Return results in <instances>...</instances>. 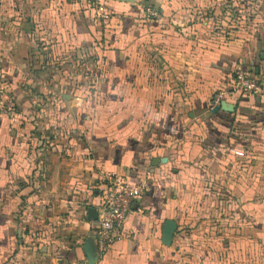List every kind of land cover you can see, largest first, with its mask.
Masks as SVG:
<instances>
[{
    "label": "crops",
    "instance_id": "obj_1",
    "mask_svg": "<svg viewBox=\"0 0 264 264\" xmlns=\"http://www.w3.org/2000/svg\"><path fill=\"white\" fill-rule=\"evenodd\" d=\"M99 1L0 0V264H264V85L212 111L236 62L264 84V21L226 40L185 0ZM112 180L143 191L90 263Z\"/></svg>",
    "mask_w": 264,
    "mask_h": 264
},
{
    "label": "built area",
    "instance_id": "obj_2",
    "mask_svg": "<svg viewBox=\"0 0 264 264\" xmlns=\"http://www.w3.org/2000/svg\"><path fill=\"white\" fill-rule=\"evenodd\" d=\"M86 6L95 8L102 18H107L109 12L99 0H77ZM145 16L159 20L160 12L149 5L143 4ZM4 73L0 70V89ZM263 80L248 75L244 67L239 64L232 74L229 88L219 90L213 97V104L218 105L227 93L238 92L241 94H258L263 87ZM142 185H130L126 181L112 180L96 205V219L90 221V228L94 238L97 259H101L109 250L111 243L123 236L125 220L132 208L134 200L142 193Z\"/></svg>",
    "mask_w": 264,
    "mask_h": 264
},
{
    "label": "rangeland",
    "instance_id": "obj_3",
    "mask_svg": "<svg viewBox=\"0 0 264 264\" xmlns=\"http://www.w3.org/2000/svg\"><path fill=\"white\" fill-rule=\"evenodd\" d=\"M182 1V0H180ZM194 12L196 6L204 7L201 13L212 21V34L222 39H234L236 36L248 37L260 34L264 21V0H250L254 7L249 14L235 8L236 0H185ZM148 5V3H145ZM216 10V12H214ZM192 12V14H193ZM197 14V15H201ZM147 20L155 21L148 17ZM161 20V19H160ZM243 37V38H244Z\"/></svg>",
    "mask_w": 264,
    "mask_h": 264
},
{
    "label": "water",
    "instance_id": "obj_4",
    "mask_svg": "<svg viewBox=\"0 0 264 264\" xmlns=\"http://www.w3.org/2000/svg\"><path fill=\"white\" fill-rule=\"evenodd\" d=\"M222 103L223 102H221L220 105H222ZM218 109H219V106L215 105L213 107L212 111H216ZM87 216H88L89 221L96 219V216H97L96 208L93 206H89L87 208ZM83 249H84L86 256H87V259L90 263H93L97 260V253H96L94 241L92 243L86 242L83 246Z\"/></svg>",
    "mask_w": 264,
    "mask_h": 264
},
{
    "label": "trees",
    "instance_id": "obj_5",
    "mask_svg": "<svg viewBox=\"0 0 264 264\" xmlns=\"http://www.w3.org/2000/svg\"><path fill=\"white\" fill-rule=\"evenodd\" d=\"M247 4L244 2V0H238V1H235V8L237 10H241L242 12H244L245 14H249L252 10V7L254 6L253 2L250 1V0H246ZM241 64L240 62H236L234 65V68H233V73H234V70L236 68L237 65ZM242 65V64H241ZM245 69V71L248 73V75H250L251 77H255V78H260V77H257L256 75L258 73H256V71L254 70H250L247 68V66L245 65H242ZM254 71V72H253ZM232 73V74H233Z\"/></svg>",
    "mask_w": 264,
    "mask_h": 264
}]
</instances>
